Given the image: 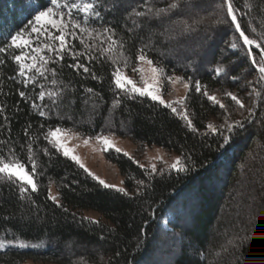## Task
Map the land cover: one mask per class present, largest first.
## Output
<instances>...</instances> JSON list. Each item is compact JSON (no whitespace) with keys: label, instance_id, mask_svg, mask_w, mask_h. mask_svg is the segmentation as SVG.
<instances>
[{"label":"trees","instance_id":"16d2710c","mask_svg":"<svg viewBox=\"0 0 264 264\" xmlns=\"http://www.w3.org/2000/svg\"><path fill=\"white\" fill-rule=\"evenodd\" d=\"M51 6L0 0V166L36 187L0 170V240L26 245L0 264H264V0H66L67 20L26 28ZM142 57L184 101L116 85ZM57 129L159 146L180 168L111 150L124 190L106 188Z\"/></svg>","mask_w":264,"mask_h":264},{"label":"rangeland","instance_id":"374dc122","mask_svg":"<svg viewBox=\"0 0 264 264\" xmlns=\"http://www.w3.org/2000/svg\"><path fill=\"white\" fill-rule=\"evenodd\" d=\"M66 0H52V6L40 11L35 17L36 20L27 23L26 28L37 31L47 24H59L65 21L67 13L61 9ZM159 71L153 63L146 57H142L139 65L132 73L121 71L116 75V85L121 88H130L134 93L146 96L164 105H175L181 103L187 96L189 87L178 76L170 79L168 86L160 78ZM51 140L63 151V153L78 163L92 177L98 180L103 186L115 190H124V179L116 165L106 158V152L118 151L129 157L135 154L140 155V163L143 167L153 171L158 169L180 168V157L176 153L168 152L162 147L153 146L144 151L136 152L138 149L135 143L129 139L116 136H102L97 138H85L78 133L61 129L53 130L50 134ZM4 173L12 175L21 182L35 189V182L32 175L21 165L0 166ZM50 196L55 198L57 192L54 188L50 191ZM85 216L97 221L101 215L95 211H86ZM168 222L164 226L168 228ZM14 247H26L24 243H14L0 240V251H5Z\"/></svg>","mask_w":264,"mask_h":264},{"label":"water","instance_id":"95a60500","mask_svg":"<svg viewBox=\"0 0 264 264\" xmlns=\"http://www.w3.org/2000/svg\"><path fill=\"white\" fill-rule=\"evenodd\" d=\"M229 9L231 10V7H229ZM238 31H239V33L241 34V36L244 38V36H243L242 31L240 30V28H238ZM247 43H248V45H250L251 47H254V46L251 45L250 42H247ZM263 57H264V54H263Z\"/></svg>","mask_w":264,"mask_h":264},{"label":"bare ground","instance_id":"6f19581e","mask_svg":"<svg viewBox=\"0 0 264 264\" xmlns=\"http://www.w3.org/2000/svg\"><path fill=\"white\" fill-rule=\"evenodd\" d=\"M235 19V18H234Z\"/></svg>","mask_w":264,"mask_h":264}]
</instances>
